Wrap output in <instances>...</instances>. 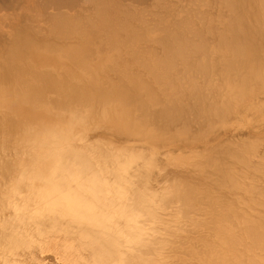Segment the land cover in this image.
<instances>
[{"label":"bare ground","instance_id":"1","mask_svg":"<svg viewBox=\"0 0 264 264\" xmlns=\"http://www.w3.org/2000/svg\"><path fill=\"white\" fill-rule=\"evenodd\" d=\"M89 1L93 2L95 10H94V14L87 17V20L85 22L87 24L83 25V29H81L82 24L79 23V22H81V18L73 20L72 18L65 16L66 14L62 15V16L59 15L57 18H54L55 20L57 19V21H56L57 23H55V28L56 29L58 28L60 33H62V32L68 33V35L69 34L72 35L73 33L74 34L76 33L75 35H78L83 40L82 45H79L77 47H72L70 50L66 51L67 56H68L67 58L69 59V61H68L69 63H67V65H70L71 68L74 66L79 67V68H84L85 75L89 76L90 75V72H89L90 66L92 64V62H91L92 58L89 57V51L92 48L89 46V44L95 39L94 37L96 35H98L99 33L101 34V36L102 35H104L105 37L107 36L106 37L107 39L110 38L109 40H111V42H109V44L113 42V46H117V47L120 46L121 48H119V50H122V51H120V53L122 54L123 51L127 52L126 54L129 55L128 60H129V58L130 59L132 58L133 62H129V64H128V62L127 63L124 62L125 64L124 63L123 64L125 65V67L122 66L123 65L122 63H121L122 65H120L121 61L117 62L116 65L113 63L116 68L115 67L113 68L114 65H111L113 68L112 70H114V72H117L114 74H117L116 76L118 77V78L114 77L113 80L112 79L109 80L110 76L106 80L102 79L103 75L101 73H100L101 78H93L92 77V78L87 79V77L84 76V77L79 79L76 76L77 73L75 71H72V70L68 71L65 75L63 73L62 75H64V77L60 80H57L55 74L53 75V73H45L44 72L42 79H41V84H34V81L29 84V81L23 80L21 77L20 86H19L18 90L16 89L14 91L16 93H11V89L9 88V89H6L5 91L1 92V97L6 100V103H8V106H7L8 108H10V109L14 108V109L18 110L17 114L19 113L20 116L26 117L28 119V121H34L35 120V123H36V126L34 128H31V127L29 128L30 132H29V130H27L28 135L31 138H34V140H36L38 142V143H36V145H35L36 148L34 149V152L32 154V155H34V157H33L34 168L32 167L31 170H34V172L31 171V175H29V176L33 179H37L35 181V183L39 184L40 186L37 187L35 192H37L40 195V199L43 201V203L49 204L50 207L47 210L46 209L43 210V211L46 210L45 213L43 212L44 214L43 213L40 214L39 212L42 210V208L39 209V212L34 213L36 215L35 218L37 216L41 215V216H39L40 218L37 217L40 219L39 221H41V219H43L42 215H44V217H46V218H48V217L51 218L50 219L51 221H52V219H54V220L58 219L57 220L58 223L56 225H58V224L62 225V223H63V225H66L64 223V221H65V219H67L66 222H69V223L71 222L70 226L77 224V222H79L80 224L78 223V225L81 226V224H82V229L84 227L83 225H85V227H87L88 225L89 226L91 225L92 226L91 229L93 232H95V234L94 235L86 234V235H84L83 240H80V238H79V241H81V242L78 241V243H77V241H76L77 244L70 245V247H69V252L72 253L77 258H79L80 260H82L83 263H85V264H136L133 257H132L133 255H128V256L125 255L124 256V254H120L117 252V248H119L121 245H123L124 242L120 241L122 244L119 242H116V238L114 237L115 233L111 232L113 230L106 225L102 226V224H104V223L107 224L108 222H112L113 224H115V222L121 220V223L118 222V224H121L120 226H122V222H123V225L126 227H129V226L131 227L132 225H135L136 218L138 217L137 216L138 213L140 212V210L144 211V210L148 209V206H150V204L153 202V195L151 193H148L147 191L143 190L141 187H139V185L141 184V183L139 184L140 181L137 182L138 185L136 184V182L131 183L130 184L131 189L129 192H127V191L119 192L110 183L111 180L109 179V177H111L112 175H110V176L103 175V172L100 171L102 169L99 168V171H98L97 168H95V164L93 163V160H91L87 155H85L84 152L78 150L72 144V141L70 142L71 135L69 136L70 138L66 137V135H62V132L74 134L76 129H78V128L84 129V125L86 123V117L83 116L84 112L76 109V105L74 103H77L79 101H84L88 104H94V105L90 106L92 109V110L90 109L91 111H93L94 108L97 107V105H96L97 103H100V102L105 103L106 109L107 108L109 109L107 111L105 110L106 111L105 113L107 114L110 122L114 123L120 130L123 129L124 132L122 134L127 133L128 135H126V136L129 138L132 137L131 135H138V136H145L144 138H146V139L152 138L151 141L152 140H162V137H164L165 133L170 134L169 130L171 132V128L173 126L174 127L176 126L175 128L173 127V129H176L178 131L180 130L179 132L182 134L181 135L182 139H183L182 136H185V139H187V138L191 139L190 138L191 135L192 136L197 135L196 132L199 131V128H200V131L198 133H202V135L204 134L206 136L207 133H209L210 128H211V127H209V125L211 126L213 124V126H214V124H215V127H216V124L218 122L221 123L220 121H222V123H223L224 120L226 122V118L227 117H228L227 119L230 118L229 116H231L230 115L231 112L232 113L233 112L234 113H241L238 111L243 105L247 104V100L250 98L249 95H252L251 99H253V98L258 99L260 97L259 93L261 92V90L255 94L256 90L254 88H255V85L258 86L256 83L259 82V84H260V82L261 83L264 82V0H222L223 5H222V1H220V7L219 8L216 7V8L221 9V10H218L217 12L219 14H220L219 11H221V14H222V12H224V10H222L224 8H222L221 5L226 8L225 13L223 15L220 14L221 17H220V15H218V13H216L217 17H216V14L214 16L220 22L216 21L214 19V17H210V18L207 17V19H206L207 20L206 22H208L207 24H209L212 21L211 28L213 27L214 22H215V24L219 22L217 24L218 25L217 30H216V28L214 29L215 25L212 28V30H211V28L209 29V30H211V33H213V34L216 33L214 36L218 35L217 36L218 39L216 38L215 40H213L214 36L212 37V34L209 31L207 33L211 34V36L208 37V42L205 40V37H204V36H206V39H207L208 34L205 33L206 34L205 35L201 31V28L203 27L202 30H204V27H206L205 31H207L206 29H208L209 27L205 26L206 24L205 25L203 24L204 26L197 24L200 22V18H202L201 19L202 21L200 23H202L203 20H205V19H203V15L207 12L208 9L206 11L204 10L205 11V13H204L202 10H200V5H198L199 6L198 7V6H196L197 4L196 5L193 4L196 7H198L199 10L202 11V13H204V14H202L201 12L198 11V13H200V16H199L198 13L195 10H193L194 7L192 8L190 6L196 14L194 12H192L191 10L190 11L192 13H194L196 15V17L193 16L194 14L192 15L193 17L191 15L188 16L189 15L188 12H190V11L187 12L188 15H186V16L181 15L183 18L177 16L181 20L182 19L186 20V18L189 17L188 19H190V20H188V19L187 20L190 21V23L192 22V24L194 25L195 24V23H193V21H194L197 24V25L195 24L196 26H199V27L201 26L200 29L193 30L194 27H196V26L190 28L191 26H193L191 24V26L188 27V28H190L188 32L185 31L186 29L184 28V27H186L184 24L186 21H181L180 19H178L180 21H177V19H176L175 20L176 25H174V23L172 24L171 22L170 23H168V22L170 20L174 19L176 16L175 17L173 16V18L171 16L172 19L171 18L168 19L169 18V16H168L167 21H166V18L164 19L165 20L164 21L163 17L165 16V14H164V16H160V15L158 16L159 13L157 12L158 14L157 13H155V14H157L158 18L159 17L161 18L159 20H163L166 23V25H164L165 23L163 21H158V22H160L161 26L164 25L162 28L160 27V24L158 26L157 22L152 24L153 26L157 25V27H155L156 31L160 30V28H161V30L163 29L162 34L160 32V35L159 34L157 35L158 41L156 40V37H155V44L157 41L158 44H156V45H159L160 50L161 49L162 50L160 51L159 48L158 49L154 48V45L151 47V44L152 43L154 44V42L151 43V41H149L151 43V44L149 43L151 48L149 46H147V47L149 49H152V53H151V50L146 49L147 47L145 48V46L148 44L147 40L149 38H151V40L153 41V39H154L151 36H148V38H147V35H148L147 31L148 30L147 31H145V30L147 28H149L148 22H146V23H148L147 28L146 27H145L146 29L144 28V24H146V23L143 21V19H145L147 17V15L145 18H142L143 15H145V14H143L142 17H141V15L139 17L138 12L137 13L134 12L135 9L134 10L130 9L132 7V5L130 8L129 7L125 8L123 3H121L122 2L121 0H120L121 2L118 4L115 1H114L115 2L114 3L112 0H89ZM89 1L87 0V2H89ZM195 1H197V0H195ZM203 1H205V0H203ZM214 1H216V0H214ZM159 2H161V1H159ZM188 2L190 4V1H188ZM207 2L209 3L208 0L206 1V3ZM211 2H213V1L210 0V6L209 7H211ZM167 3L168 2H166V7H164V5H163L164 9L165 8L168 9V7H171L170 5H172V4H167ZM169 3H171V2L169 1ZM173 3H176V2H173ZM195 3H197V2H195ZM200 3H201V0H200ZM203 3H201V4L203 5ZM206 3H205V5H207ZM216 3L218 4V2H216ZM90 4H92V3L90 2ZM93 4L91 6H93ZM158 4L160 5V3H158ZM162 4L163 3H161V5H160L161 7H162ZM186 4H188V3H186ZM190 5H192V4H190ZM161 7L159 9L160 11L162 10ZM214 7L212 9H214ZM198 8L197 9L194 8V9L198 10ZM205 8H206V6H204L203 9H205ZM216 8H215V11H216ZM180 9H181V7H180ZM182 9L184 10V7ZM168 10L165 9L166 13L169 12ZM174 10H177V9L174 8ZM183 10H182V13H184ZM180 11L181 10H179L178 12H180ZM92 12H89V13H92ZM141 12L142 11L139 10V14H141ZM162 12H163V10H162ZM64 13L62 12V14H64ZM209 13H210V11H209ZM209 13H208V15H209ZM179 14H177V15H179ZM55 15H57V14L55 13ZM166 15H168V14H166ZM206 15L207 14H205V16ZM68 16H69V14H68ZM75 16H77V15H75ZM137 16L140 18L139 21H141V20L143 21L142 22V23H144L143 26H140V27L136 26V24H135L136 20L139 19V18L137 19ZM209 16H213L212 13H210ZM149 17H150V14H149ZM149 17H147V18L149 19ZM155 17L156 16L154 15V18ZM184 17H185V19H184ZM191 17H192L193 21L191 20ZM197 17H199L198 18L199 22L197 21L198 20ZM218 17H220V19H218ZM147 18H146V20H147ZM150 18L152 19V17H150ZM82 19L84 20V18H82ZM151 19L149 20V22L151 21ZM209 19L210 20L213 19V20L210 21ZM77 20L78 21L80 20V21L77 22ZM139 21H137V25H139V24L141 25V23ZM162 22H163V24H162ZM176 22H179V23H176ZM188 26H189V24H188ZM151 27H150L149 32L154 31V28H151ZM151 29L153 31H151ZM144 31H145V33H144ZM56 32H57V30H56ZM149 34H151V33H149ZM203 34H204V36H203ZM18 36H20V35H18ZM145 36H146V40H145ZM210 37L213 38L212 40L214 42H216V40H217V42H219V44H220V49H219V47L217 48L218 44H216L217 45L216 46L214 43L213 44L216 47H213V48H217V49H219V51L220 50L223 51V53H221L220 55L217 54V56L218 55L219 56L216 58H218V59L223 58V59H221V61L219 60L220 63H222V64H220V67H222V65H223V67L225 68V69H222V72L225 73L224 78L227 77L230 81L229 84L231 85L230 90H228L231 94V97L228 98L229 97L228 95H230L228 92H227L228 94L227 93L222 94V96L227 95V98H226L227 100H225V101L223 100L224 102L222 104H221L222 101L219 98L221 96L220 94L222 92H216V90H218V88L214 87V88H212L213 92L212 91L210 92L212 94H215L214 92H216V96L210 94L208 97L209 92H207L208 94L205 93L208 86L210 85L209 83H210L211 78H209V77L212 76V78H214L213 80H215V79L219 78V76L221 75L220 74L221 68L218 66H215V64H217V63H214V61H217V59H215L214 61L212 60V61L214 63V66L216 68L218 67L220 69V70L217 69L220 71L219 72L220 75L215 73V71H217L216 68L214 69L215 71L212 70V72H214L217 75V77H213L215 74L212 75V73L210 72V68L212 67L211 69H213V64L211 63V57L212 56L210 55L211 51L209 52V49H210L209 46L211 43ZM209 38H210V40H209ZM30 40H31V38H30ZM141 40H144L146 44L143 43L144 41H142V43H143L142 44ZM23 41H25V40H23ZM209 41H210V43H209ZM36 42H38V41H36ZM75 42H73V43H75ZM114 42H116V45ZM38 43H40V41ZM140 43L143 45V49L145 48L144 50H142V48L140 47ZM208 43H209V46H208ZM71 44H72V41H71ZM76 44H81V43H76ZM105 44L104 45L102 44V45L105 46ZM41 45H39V46H41ZM17 46H19V45H16V47ZM113 46H111V47H113ZM30 47L34 48V46H31L30 41L29 42H23L22 47H17L16 50H14V51H16V54L12 57H19L23 53V51H25L27 54L28 50H26V49H30ZM48 47H49V49H51L50 46H48ZM153 48L156 49V51L154 50L155 53L153 52ZM55 49H54V51H55ZM104 49H105V47H104ZM104 49H101V51L104 52ZM109 49H111V48H109ZM106 50H108V48ZM145 50L150 51V52H147ZM157 50H159V51L157 52ZM29 52H30V50H29ZM29 52H28V55H29ZM110 52H111V50H110ZM115 53H114V55L117 56V53L116 54ZM211 54H213V53L211 52ZM200 55L205 57L204 61H202V59L200 58V59H197V60H199L198 63H197V61L195 63L196 58L200 57ZM63 56H65V55H63ZM123 56H125V55L122 54V57ZM208 56L210 57V59L208 58ZM22 57H24V56H22ZM122 57L120 56V58H122ZM8 59H9V57H8ZM103 59H101V62L103 61ZM116 59H117V57L115 58V60ZM122 59H120V60H122ZM14 60H16V59H14ZM124 60H125V58H124ZM125 61H127V59ZM129 61H131V60H129ZM219 61H217V62H219ZM134 62L137 65V67H136V65L133 66L134 67V70H133V68L131 69L130 65H134ZM126 64H128L129 66H127ZM195 64H197V65H195ZM15 65H17V64H15ZM15 65H13V67ZM109 65L110 64H107L108 70L107 71L104 70V72L107 73V76L110 73L108 71L111 70V69H109V68H111ZM97 66L98 65H96L95 67H97ZM194 66H195V68H197L196 66H198L197 69H199V70H194L195 69ZM135 67H136V69L139 67L140 70H141V68L144 70H142L143 72L141 73L140 70L135 71L136 70ZM180 67H183V68H180ZM15 68H16V66H15ZM122 68H124V69H122ZM192 68H194V69L192 70ZM25 69H27V68H25ZM181 69H185V70L183 71ZM23 70H24V68H23ZM130 70H132L134 72H132ZM188 70L190 72L192 71L193 74L196 72H198V73L200 72V74H198V73H196V74H198V76L200 75L199 76L200 81L201 82L203 81L206 87L203 84L199 85L201 82L196 83V79L199 80V78L197 77L196 74H194L196 77L195 76L193 77V74L191 73L192 74L191 77H193V79H192L188 75V72H189ZM9 71H10V69L5 71V72H7V74H9L10 73ZM136 72H139V73L137 74ZM105 73H104V76H105ZM111 73H113V72L111 71ZM201 73H202V75H204L205 79L201 78V77H203V76H201ZM209 73L211 74V76ZM142 74L143 75L146 74L147 78L142 77L143 76ZM223 74H222V76H223ZM146 75H144V76H146ZM4 76H8V75H6V73H5ZM113 76H112V78H113ZM188 76L190 78H188ZM6 78H7L8 82L10 81L9 84H11V81L13 80L11 78V76H8ZM8 78H11L12 80H8ZM221 78H219V79H221ZM201 79H203V80H201ZM206 79H207V81H206ZM219 79H218V82H219ZM218 82H216V84ZM221 82L218 84H221ZM222 84H223V82H222ZM229 84L227 86H229ZM262 84L264 85V83H262ZM212 85H213V82H212ZM201 86L202 87L204 86L206 89L203 88L204 89L203 90ZM215 86H217V85H215ZM253 86H254V88H253ZM50 87H53L54 89H56V91L59 94L57 99H55V100L52 99L53 103L60 104L59 107L53 106V107L48 108L47 106L44 105L46 89L50 88ZM231 87H232V89H231ZM225 88H226V86H224L223 90H225ZM213 89H216V90L214 91ZM210 90H211V88H210ZM248 91H253L251 94L249 93V95H248L249 97L247 96ZM217 93H218V95H217ZM233 93L235 94L234 96H232ZM236 95H237V97H239L237 99L239 102H237V104L235 105L234 99L232 97H235ZM217 96H218V98H217ZM146 98L150 99L152 105L150 103H149L150 105L148 104ZM163 98L166 100V102H165V100H163ZM214 98H216V99H214ZM211 99L213 101H211ZM111 103H115V104H111ZM132 104L137 105V110L140 111V113H141V114H139V117L137 115H135V113L132 112V110H131ZM157 104L158 105L160 104L159 108L155 107V105H157ZM28 105L31 108H25ZM257 105H260V102H258ZM90 110H89V114H90ZM225 114H228V115L226 116ZM223 115H224V117H222ZM213 116L214 117L218 116L217 120L218 119H221V120H218V122H215L216 120L213 119L214 118ZM220 117H222V118H220ZM18 118H19V116H18ZM212 119L214 122H211ZM215 119H216V117H215ZM19 122H21L20 119H19ZM205 124L206 125L208 124L207 125V127H209L208 131H206L207 129L205 128L206 127ZM179 125L181 126V128L178 127ZM196 125H198L199 127H198V130L195 132V131H193V129ZM203 125H204V127H203ZM201 127H203V128L201 129ZM203 129L206 132H204ZM176 130L174 132L177 133ZM201 130H203V131H201ZM213 130L214 129H212V131ZM193 132L195 134H193ZM168 134H167V136H169ZM177 134L180 136L179 133H177ZM178 135H177V137H178ZM202 135H200V138ZM173 137H176V136L174 135ZM132 138H135V137L133 136ZM202 138H203V136H202ZM16 139H19V138H16ZM135 139H137V138H135ZM172 139H175V138H172ZM198 139H199V137H198ZM193 140H196V139H193ZM185 141H188V140H185ZM231 143L229 145H231ZM15 144L16 143H14V145ZM232 144H234V143H232ZM22 145H25V144L22 143ZM244 145H243V148L247 144L245 146ZM221 146L218 147V148H220L219 150L214 149L215 147L211 148L212 150L213 149L214 150L213 151L210 150V152L211 151L214 152L216 150L215 151L216 153L214 152L215 155L213 157H211V155H213L214 153H210L211 155L208 154L210 156L209 158H211L210 161L213 160L211 163L212 164L214 163V164L212 165L210 163L212 165L213 169L211 167H209L210 166V164L208 163V162H210V161H208L209 159L208 160L205 159L208 161V162L207 161L206 162L209 164V166H208V164H207V166H205L206 164H204V166H202V167H209L210 169H212L213 172L207 171L208 169L206 168L207 169L206 172L207 173L210 172V173H208V174L205 173L204 174L205 176L203 175L204 177L201 178V180H203L202 182L209 180L208 178H206V175H208V177H209V175L212 173V175H210V176H213V178H216V176L214 177V175L217 174L218 180L213 179L212 177H209V178H211V181L210 180L209 181L213 182L212 179L214 181L216 180L215 181L216 184L218 183L219 186L223 187V188L217 187V189H223L224 190V187L230 183H232V185L235 187L237 184L239 185V183H238L239 181L242 182L241 183V186H242V184H244V182L242 181L241 176H243V175H240V177H241L240 178L239 176L234 175L233 172H238L237 170L240 168L239 166H243V168H244L245 165L247 167L250 166V168L252 169L251 166H253V163L255 162V160L253 159V156H251L252 157L251 159H253L254 161H251V159L249 158L250 156L247 157V155H246V154H249L250 152H247L245 154L246 156H244V153H245L244 150L242 151L241 149H239V150H241V153H240V151L238 150V147H236V149H234L235 146L231 145L232 146V149H231L228 147L227 144H226V146L229 149H227L226 147H222V148L224 150L227 149V151H229L231 149L232 152H233V150H235L234 151L235 156H234V153H231V154L229 153V152H231V150L229 152L222 150V152L218 153V151H220L222 149ZM206 147H208V146H206ZM25 148L28 150L27 147H25ZM209 148H208V151H209ZM245 148H244L245 151H247L248 148L247 147H245ZM31 149H29V150H31ZM249 150L250 149H248V151ZM205 151H207V149ZM242 152H244V153L242 154ZM227 153H228L229 157H230V155L232 156V158L230 157L231 159L236 158L235 159L236 160L235 165L233 164L234 162L231 163V161H233L231 159H230L231 161L228 159L229 163L227 162V159H226L228 157V155H226ZM251 153H253V152H251ZM216 154L220 155V156L215 157ZM224 155H226L227 157H225ZM221 156H223L225 160L222 161ZM17 159H19L21 161L22 156L17 157ZM205 160L203 163H206ZM262 160L263 159H261V161ZM224 161H226V163L228 165ZM238 161L240 163H243V165L240 163L237 164ZM261 161H259L260 163H258L256 160V162H257L256 164L257 165L259 164L257 166L258 170H259V167L263 168V166H264L263 165L264 160L262 161L263 164L261 163ZM14 163H15V161H14ZM15 164H12V165H14V167H17V166H15ZM256 164L254 163L253 167H255ZM16 165L19 166L20 162L17 163ZM237 165H239V166L237 167ZM229 166L231 168L236 167V169L237 168L238 169L236 171L234 170L233 172H230L231 168H229ZM175 167H176V165H175ZM20 168L22 169V167H20ZM214 168H215V170H214ZM262 168L257 172H261ZM175 170H176V168H175ZM247 170L248 169H246V172H248ZM252 170H253V171H251L252 173L251 172L250 173L252 175H254L256 172L253 174L254 168ZM29 171H28V174H29ZM165 171L167 172V169ZM216 171L218 173L213 175V173H215ZM17 172H19V171H17ZM171 172H170V174L168 172L166 175H168V174L171 175L172 174ZM175 172H177V171H175ZM175 172H173V173H175ZM262 172L263 173H261L260 175H262V174L264 175V170ZM238 173H240V172H238ZM19 174H20V172L17 175H19ZM177 174H178V172H177ZM115 175H117V177L119 176V178H121L120 174L116 173ZM180 175H181V173H180ZM180 175L177 176L175 173V176H177V177H179ZM247 175H245V179H246ZM175 176H173V177L170 176L173 178V179H171L173 181H170V182H175V178H174ZM185 176L183 177V179L186 178ZM187 176H189V175H187ZM193 176H195V175H193ZM249 176L251 177V175H249ZM190 177L191 176L186 178V180L188 182L186 180H184L185 182L182 181L181 184H179V185H177L176 182H175L176 185H174V183L170 184V186H172L174 188L172 193H171L172 196L174 197L175 200L177 199L176 202L180 203V201H181L180 206H178L176 208H180L182 205L183 210H182V208H181V210H182V213L184 215L186 214L185 216H187V214H189V213L191 215V213L193 212L192 210L198 208L201 205L200 204L201 200L203 201L204 198L207 199V201H209V199L207 197H204V196H207V193L210 195L209 192L206 193L203 190H201L204 186H202V188L198 189L199 186L197 184H196L197 185L196 186V185H194V183L193 184L190 183V182H192L191 180H188V178H190ZM235 177L238 179L240 178L241 180L237 181V179ZM250 177H249V179H250ZM257 177H258V179L256 178L257 181L262 182V184H263L264 176L262 178V176H259V173H258ZM165 178H167V177H165ZM192 178H194V177H192ZM204 178H206V180ZM259 178H260V180H259ZM176 179H178V178H176ZM195 179H199V178L195 177ZM169 180H170V178H169ZM255 180H253L252 185L251 184L248 185V182L246 181L247 184H245V185H248L249 187L246 186L247 189L244 190L245 186L244 187L242 186L243 191L242 192L239 191V193H241V194H239L237 191V189H240V187L239 188H238V186H237V188L235 187L236 192L239 194V198H238L239 201L242 197L244 198V196H240V195H244L243 192L248 190L249 193H251L250 195L251 196L253 195L252 196L253 198L255 195V198H257V200H260L259 201L260 203L264 202V199H262V198H264L263 197L264 191H263V193L261 192L264 189L259 190L257 188L258 185L256 183L255 187L257 189L254 190L255 187H253V185H255L254 184L256 182ZM26 181H27L26 179L25 180L23 179L22 182H26ZM209 181H208V183H210ZM12 182H13V180H12ZM28 182H29V180H28ZM28 182H26L27 185H28ZM21 183H18V186L21 185ZM200 184L202 185V183H200ZM205 184H207V182ZM262 184L259 186L260 188H261ZM29 185L26 186L24 183V186H26V188L21 186V189H23V190L18 191V192L24 193L26 189L27 190L29 189L28 188ZM203 185H204V183H203ZM211 185L212 186L214 185V187H212V186L211 187L215 189V187H216L215 183L214 184L211 183ZM232 185H230V187L233 188ZM140 186H142V184ZM263 186H264V184H263ZM206 187L207 186H205V190H206ZM230 187L227 186L225 188H228L227 191H229V189H230L229 192H232L233 190H235L233 188V190L231 191L232 188H230ZM13 188H15V187H13ZM248 188H252V189L249 190ZM217 189H215V190H217ZM15 190L17 191V189H15ZM251 190H252V192H250ZM253 190L256 192L258 191V192L262 193L263 196L260 193L259 194L261 196L257 195L258 193L255 194V192ZM227 191H222V194H224V192H225V196H229ZM248 191L246 194L247 196L249 194ZM13 192H14V190L12 191V193ZM236 192H232L233 194H231V193L230 194L232 196H234L236 194ZM12 193H11V196L14 195V194L12 195ZM218 193H221V192H218ZM210 196H212V195H210ZM210 196H208V197H210ZM251 196H250L251 203L249 202V200L248 201L246 200L249 196L247 198L245 197L244 202L246 201L245 204H247V205L250 203L249 204V205H251L250 208H253V207H256V206L252 207V205L257 200L255 199V201L253 200L254 201L253 202ZM27 197H29V196H27ZM7 199L8 198H6V200ZM11 199H13V197H11ZM25 199H26V197L24 198V200ZM35 199L31 198V200L28 201L30 203V205L29 204L28 205L31 206V204H33V203H31V201H33ZM222 199H220V200L222 201ZM224 199H226V198H224ZM230 199H232V198H230ZM22 200L21 201L19 200V202H17V203L18 204L20 202L22 203L23 202ZM226 200H225V202H226ZM154 201H156V200H154ZM210 201H212V199ZM218 201H216V202L219 205V203L221 201H219V202ZM28 202H26V203H28ZM213 202H211V203H213ZM235 202H237V200ZM240 202H243V201L241 200ZM259 202H256L255 204L257 205ZM6 203H7V201H6ZM9 203H11V202H9ZM23 203H25V202H23ZM26 203L24 205L21 204V206L19 204L18 209H20V211L22 208H23L22 210H25L26 208H24V207H26V205H27ZM211 203L209 202L208 205H210ZM224 203L222 202L223 206H225L224 207L225 209L221 207V205H222L221 203H220V207L222 208V211L223 210L227 211V208H226L227 205L226 204L224 205ZM164 204L167 205V202H165ZM206 204H207V202H206ZM215 204L216 203L214 202V205ZM28 205H27V207H28ZM208 205H206V207ZM214 205H213V207H214ZM249 205H248V207H249ZM261 205L262 204H260L259 208H261L264 204L262 206ZM203 206H205V204ZM20 207H22V208H20ZM31 207H29L28 209L32 210L33 208H31ZM161 207H162V205H161ZM208 207H210V206H208ZM216 207H214L215 210H214V208L211 209L212 206H211V208H208V209L211 210V212H214V211L217 212L219 210H217ZM166 208H169V205ZM202 208H204V207H201L199 210H202ZM217 208H219V207H217ZM221 208H219L220 214L217 212V214L221 217V218L219 217V219H220L219 222L221 223V226H220V232L221 233H220L219 237H220V242L222 243V247H223V249H225V251L223 254L217 253L216 255H214L212 260H211L212 262L210 264H264V212H263V210H261V212H263V213L262 214L258 213L259 214V215H257L258 217L255 218L256 212H260L259 211L260 209L258 210V206H257V208H254L255 214L253 216L256 220L254 218H253L254 220L253 219L251 220L250 218L249 219L248 218L239 219V217L242 215V213L244 211L239 212V213H241L240 215H238L239 217L235 216L234 213L231 214L232 212L222 215L224 213V211H223V213H221ZM263 208H264V206H263ZM57 210L60 211V216L65 217V219L63 218L60 220V217H57V214H55L57 212ZM197 210L194 211L193 213L195 214V212H197ZM199 210H198V212H199ZM203 210H205V212ZM203 210L202 211L204 212V215H206L207 210L206 209H203ZM212 210H214V211H212ZM244 210H246L245 207H244ZM247 210H248V208H247ZM237 211H238V209H237ZM22 212H23L22 213L23 215L28 214L29 216H32V217L34 215V214L33 215L29 214L30 212L33 213V211H30V212L28 211V213H26L24 211H22ZM15 213L18 214V212H15ZM38 213H39V215H37ZM46 213L51 214L50 215L51 217L47 216ZM207 213L210 214V211H207ZM250 213H248V215ZM197 214L198 213H196V215ZM217 214L215 213L214 215L216 216ZM184 215H183V217H184ZM260 215H262V216H260ZM19 216L22 218L21 214ZM200 216H201V214H200ZM20 217H18V218H20ZM32 217L26 216L25 218H26V220H29V219H32ZM183 217H182V219H183ZM188 217H190V216L188 215ZM27 218H29V219H27ZM35 218L32 219L34 224L36 222H38V224H39L38 219L36 218V221H35L34 220ZM184 218H186V217H184ZM191 218H192V216H191ZM212 218L211 219L214 223H210L211 219L209 218V216L207 217V220H205V222L204 221H200V222H204V224H205L206 221L209 222V220H210V222H209L210 224H213V225L217 224L218 222H216V219L218 221V218L216 217L215 220H214V216ZM13 219H14V217H13ZM15 220H16V216H15ZM26 220L23 218L22 221H26ZM59 220L62 222H60ZM20 221H21V219L17 222H19L18 224L21 225ZM44 221L45 220L43 219L42 222L44 223ZM46 221H47V219H46ZM46 221H45V224H46ZM51 221H50V223H47L48 226H49V224L52 225ZM73 221L76 223H74ZM23 223L27 224V222H23ZM85 223H88V225ZM197 223H199V222H197ZM192 224H195V223H192ZM196 224L194 225V228H197ZM204 224L202 223V226H205ZM40 225H41V222H40ZM78 225H76V228ZM142 225H144V224H142ZM213 225L212 226L207 225V227L211 226L210 227L211 230L213 229V231H214L215 228H212V227H214ZM24 226L22 225V229ZM34 226L36 227L38 225L36 224ZM41 226H43V225H41ZM48 226H46V227L48 228ZM58 226H57V228H58ZM70 226L67 225L66 229ZM198 226L201 227V224ZM17 227L18 226H16L15 229ZM27 227H28V224L25 226L24 231H26V230L28 231V229H26ZM35 227H33V228L35 229ZM46 227H43V228L45 229ZM85 227H84V229H85ZM93 227H102L103 230L99 231L96 228V231H94ZM200 227H198V230L200 231V233H203L205 231V229H204V231L201 232V230L199 229ZM207 227H206V229H207ZM30 228H31V226H30ZM57 228H56V230H57ZM70 228L71 229L69 230V232L74 231L73 230L74 227L73 228L70 227ZM181 228H182V226H181ZM15 229H13V230H15ZM17 229L15 230L16 232L13 231V233L9 234V235L14 236V232L17 234V231H18ZM19 229H21V227ZM34 229H32V232ZM37 229H38V227H37ZM40 229H42V228H40ZM62 230L64 231V229H62ZM76 230H78V228L75 229V232H76ZM180 230H182V229H180ZM198 230H194V231L198 232ZM78 231H81V230H78ZM36 232L38 234L41 231L38 232V230H37ZM36 232H34V233H36ZM190 232H191V230H190ZM6 233H8V232H6ZM9 233H10V230H9ZM25 233L26 232L21 233V234H23L25 237ZM30 234H31V232H30ZM213 234L214 233L212 232V234H210V236L212 235L211 237H214ZM23 235L20 236L21 239L23 238L22 237ZM70 235L71 234H69L68 236L71 239L72 236L70 237ZM205 235L206 234H204L203 236H205ZM16 236H18L17 237V239H18L19 233ZM16 236H14V238L11 237V239H13V242L10 239L12 244L15 242L14 239ZM28 236H29V233H28ZM28 236L25 237V240H27L26 242H29V239H27V238H30V237L32 238L33 236L35 238V235H33V234L30 237H28ZM76 236H78V235H75V237ZM122 236H124V235H122ZM38 237H39V235H38ZM65 237H67V236H65ZM75 237L72 238V240L75 239ZM67 239H68V237L66 238V240ZM158 239H159V237H158ZM23 240H24V238H23ZM36 240L37 239H35L33 241H35V243H37ZM30 241L32 242L31 239H30ZM117 241H119L118 238H117ZM179 241H181V240H179ZM11 242H9V245H11L9 248H12V250H15V249H13L14 246L12 244H10ZM132 242H134V246H136L135 249H137L138 247H143L140 251L144 252V253L147 252V250H145V249H147L148 246L144 245L145 244L144 240L141 237L134 239ZM170 242L176 243V242H173V240ZM23 243H25V242H23ZM181 243H182V241H181ZM20 244H21V247H20L19 243L16 244L17 247H20V248H17L16 250L22 249L21 251H24L25 246H24V248H22V243H20ZM27 244H26L27 248L29 246H32V244L31 245H27ZM33 244H34V242H33ZM36 245H38V244H36ZM180 245H182V244H180ZM195 246L196 245H194V247ZM200 246H201V244H200ZM34 247H36V248L38 247L37 249H39L41 247V245H40V247L39 246H34ZM43 247H44V245H43ZM27 248H25V250ZM174 248L176 249V247H174ZM186 248H188V247H186ZM198 248H199V246H198ZM198 248H196V249H198ZM34 249L35 248H31V251H33ZM67 249H68V247H67ZM175 249H174V253H177L176 251H178L179 247L176 250ZM200 249H202V248H200ZM180 251L181 250H179V252ZM184 251H185V248H184ZM208 251H209V249H208ZM28 252H30V251H28ZM35 252H36V250H35ZM149 252L150 251H148L147 255L149 254ZM169 252H171V250ZM189 252H192V251L190 250ZM33 253H34V251H33ZM201 253H202V251L200 250V254ZM185 254L187 255V253H185ZM188 254L190 255V253H188ZM191 254H193V253H191ZM192 256L194 257V254ZM189 258H191V256ZM144 261H148V262H144L143 264H153L154 263V261H152V260L150 261V260L144 259Z\"/></svg>","mask_w":264,"mask_h":264},{"label":"rangeland","instance_id":"2","mask_svg":"<svg viewBox=\"0 0 264 264\" xmlns=\"http://www.w3.org/2000/svg\"><path fill=\"white\" fill-rule=\"evenodd\" d=\"M112 1L113 2L115 1L117 4L122 1L121 3H123L125 8L126 7L130 8L131 5H132V7L130 9H133V10L135 9L134 12H136V13L138 12V16L139 17H140V15L142 17L143 14H145V15H143L142 18H145L146 15H147V17H149V14H150V17H152V19L150 17H149V19L146 17L147 20H146V18L143 19V21L145 23L146 22L149 23V25H148L149 28H147V24L148 23L144 24V23H142L143 22L142 20L139 21L140 18L138 16H137V19L138 18L139 19L136 20L135 24H136L137 27L143 26V24H144V28L145 27L147 28V29L145 28L146 29L145 31L148 30L147 31L148 32L147 38H148V36H151L152 38H154L153 41L151 40V38H149L147 40L148 44L150 43L149 41H151V43L154 42V44L150 43L151 47L154 45V48H157V49L159 48V45H156V44H158L157 43V41H158L157 35L158 34L160 35V32L162 34V30L163 29L161 30V28L164 25H166V23L164 22L165 21L164 19L166 18V21H167V17L168 16H169L168 19H170L171 16H172V18H173V16L174 17L176 16L174 19L171 18L173 21L172 20H170V21L168 20L169 21L168 23L171 22L172 24L174 23V25H176L175 24V20L177 19V21H180L181 19L178 18V17H182L181 15L186 16L189 13L188 16H190V15L192 16L195 13L193 10H195L197 13H198V11L201 12V13L203 11L205 13V11L208 9L207 12L205 13V14H207L206 16H205L204 13H202V14H204L203 15V19H205V20H203L202 23H200L202 21L201 20L202 18H200V22H199V19H198L199 17H197V19H198L197 21L199 22L197 24L198 25L200 24L202 26H204L206 24L205 26L209 27L208 29H206L207 31H205L206 27H204V30H202L203 27L201 28V26L200 27L196 26L197 25L196 22H194L193 19H192L193 16L196 17V15H195L196 13L191 17V20L196 25L195 24L193 25L192 22L190 23V21H188V20H190V19H188L189 17H187L186 20H183V19L181 20V21H186L184 24H185V26L187 28L183 26L186 29V30L184 29L185 31L188 32L190 28L196 26L197 28L194 27L193 30L201 28V31L204 34L209 32V31L211 33V30L214 27V25H215L214 29L216 28V30H217V27H218L217 24L220 22L219 20L216 19V17H217L216 13H218L217 11L221 10V9H217L216 7H218V8L220 7V1H222V0H218V1L217 0L216 1L211 0V1H213V2H211V7H209L210 6V0H208L209 3L208 2L206 3L207 0H205V1L201 0V3L204 2L203 5L200 3V0H197V1H195V0H173V1L172 0H153V1L152 0H121V1L120 0H118V1L117 0H112ZM159 1H161V2H159ZM169 1L171 3H169ZM188 1H190V4H192V5H190ZM90 2L93 4L92 1L87 2V0H0V130H1L0 131V264H74V263L75 264H78V263L82 264L83 263L82 260H80L79 258H77L76 256H74L72 253L69 252V247H70V245L77 244L78 241H79V238H80V240H83L84 235H86V234L94 235L95 234V232H93L92 229H91L92 226L91 225L89 226L88 223H85V224H87L89 226L88 227L86 225L88 228L85 227V225H83L85 227V229H84V227L82 229V224H81V226L78 225L79 222H77V224H74L76 222L73 221L74 223L73 222L72 223L74 225L70 226L71 222L70 223L66 222L67 219H65V217H63V216L61 217L60 216V211H58V210H57V212L55 214H57V217H60V220L64 218L65 219L64 223L66 225H63V223H62V225L58 224L59 225L58 226V225H56L58 223V221H57L58 219L57 220L52 219V221H51L50 220L51 218H49V217L46 218V217H44V215H42L43 216L42 218L45 221L47 219L48 222L46 221V224L50 223V221H51L53 226L49 224V226H50L49 227L48 224L47 225L45 224V221L43 223L42 222L43 219H41V221H39L40 220L39 216H41V215H39V213L40 214L43 213V212L45 213V211L50 207V205L46 204V203H43V201L40 199V195L37 192H35L37 187L40 186L39 184L35 183V181L37 179H33V178H31L29 176V175H31V171L34 172V170H31L32 167L34 168V165H33V163H34V160H33L34 155H32V154L34 152V149L36 148L35 145L38 142L36 140H34V138H31L28 135L27 130H29L30 127L34 128L36 126V123H35V120L34 121H28V119L26 117L20 116L19 113L17 114L18 110L14 109V108H12V109L8 108L7 107L8 103H6V100L1 97V92L5 91L6 89H9V88L11 89V93H16L14 91L16 89L18 90V88L20 86L21 77H22L23 80L29 81V84L31 82H33V81H34V84H41V79H42V76H43L44 72L45 73H53V75L55 74L57 80L62 79L64 77V75L68 71H71V70L75 71L77 73L76 76L79 79L84 77V76H86L84 68H79V67L74 66V67H72L74 69L73 70L70 67V65H67V63H69L68 62L69 59L67 58L68 56H67V52L66 51L70 50L72 47H77L79 45H82L83 44V40L78 35H75L76 33L75 34L73 33L72 35L71 34L68 35V33H63V32H62L63 34L60 33L58 28L57 29L55 28V23H57L56 22L57 19L55 20L54 18H57L59 15L62 16V15H65V14H66L65 16L70 17L73 20L81 18V22H79L80 20L79 21L77 20V22L82 24V28L81 29H83V25L87 24V23H85L86 20H87V17H89L92 14H94L95 7H94V4H93V6H91L92 4H90ZM166 2H168L167 4H172V5H170L172 8L168 7L169 5L167 6L169 10L167 8H165L166 10L169 11L167 13H166V11L164 9V7H166ZM173 2H176L177 4L173 3ZM195 2H197V3H195ZM216 2H218V4ZM158 3H160V5H161V3H163L162 7H163V5H164V7L162 8ZM186 3H188V4H186ZM205 3L207 5H205ZM193 4H195V5L197 4L196 6L200 5V10H202V11L199 10V8H198L199 6L196 7ZM222 5H223V1H222ZM222 5H221V7L224 8V9H222V10H224V12H222V14H221V11H219L221 15H223L225 13V11H226L225 10L226 8L224 6H222ZM159 6L163 10V12H162V10L161 11L159 10L160 9ZM190 6L192 8L193 7L196 8V9L198 8V10H196L194 8L192 10V8ZM204 6H206L205 9H203ZM180 7H181V9H180ZM183 7H184V10L182 9ZM213 7H214V9H212ZM174 8L177 9V10H174ZM215 8H216V11H215ZM139 10L142 11L141 14H139ZM179 10H181V11L178 12ZM182 10H183L184 13H182ZM190 10L192 12H194V13H192ZM188 11H190L191 13L188 12ZM209 11H210V13H212L213 16H209L210 15ZM62 12L63 13L65 12V13L62 14ZM89 12H92V13H89ZM55 13L57 15H55ZM155 13H157L158 16L159 15L160 16H164V14H165V16L163 17L164 21L163 20H159L161 18L160 17L158 18L157 14H155ZM208 13H209V15H208ZM68 14H69V16H68ZM166 14H168V15H166ZM177 14H179L180 16L177 15ZM215 14H216V17H214ZM220 14L218 13V15H220ZM75 15H77V16H75ZM154 15L157 18L156 17L154 18ZM198 15L200 16V13H198ZM221 15H220V17H221ZM207 17H209V18L210 17H214V19L216 21H219V22L216 23V24L214 22L213 23V27L211 28V25H212V21L211 20H213V19H211V20L209 19L211 21L210 22L211 24L209 23L210 24L209 25V24H207L208 22H206L207 21L206 20ZM220 17H218V19H220ZM82 18H84V20ZM150 19H151V21H150L151 23L149 22ZM178 19H180V20H178ZM184 19H185V17H184ZM137 21H139L141 23V25L140 24L137 25ZM158 21H163L165 24L161 26L160 22H158ZM156 22L158 23V26L160 24L161 28L160 27L159 28H160L161 31L158 30V29H157L158 31H156L155 27H157V25H155V24H154L155 26L152 25L153 23H156ZM163 22H162V24H163ZM176 23H179V22H176ZM188 24H189V26H188ZM191 24L193 26H191ZM150 27L154 28V31L151 29V31H153L154 33L153 32H149ZM188 27H190V28H188ZM210 28H211V30H209ZM56 30H57V32H56ZM145 31H144V33H145ZM149 33H151V34H149ZM99 34L94 37L95 39L93 38L94 39L93 41L90 39L92 42L89 44V46L92 49L90 48L91 50L89 51V57L92 58L91 59L92 64L90 62L89 63L91 64L92 67L90 66V71H89L90 75L86 76V77H87V79L88 78H92V77L93 78H101V75H100V73H101L103 75L102 79L106 80L110 76L109 80L110 79L113 80L114 77L118 78L116 76L117 74H114V73H117V72H114V70H112L115 67L116 63L121 61L120 65H122L124 62H126V63L128 62V64H129V62H133V60H132V58L131 59L129 58V60H131V61H129L128 60L129 55L126 54L127 52L123 51L122 54L126 56V57L125 56H123V57L125 58V60L127 59V61H125L124 58L122 57V54L120 53V51H122V50H119V48H121V47L120 46L119 47L113 46V42L110 43L111 44L110 45L109 44V42H111V40H109L110 38L107 39L106 38L107 36L105 37L104 35H102L103 36L102 37L101 34L100 35ZM204 34H203V36H204ZM207 34H208L207 39H206V36H204V37H205V40L208 42V37L211 36V34H212V37H213L216 33H214V34L213 33H211V34L207 33ZM18 35H20V36H18ZM217 36H214V39L212 37H210L211 38V43H212L211 44L210 41H209L210 46H209V43H208V46L210 47L209 52L211 51L213 53V54H211V52H210V55L214 58L213 59L211 57V63L213 64V69H211L212 68L211 67L210 68V72L212 73V75H214L215 73L219 74V72H220L219 70L220 69L218 67H220V64H222V63H220V61H221V59H223V58H221V59L220 58L219 59L216 58L221 53H223L222 50L219 51V49H220L219 42H217V40H216L217 43L213 41V40H215L217 38ZM155 37H156V40H157L156 44H155ZM30 38H31V40H30ZM210 38H209V40H210ZM23 40H25V41H23ZM145 40H146V36H145ZM22 41L23 42H29L30 41L31 46H34V48L30 47V49H26V50H28V52L30 50L29 55H28V52L26 54V52L23 51V53L19 57H12V56H14L16 54V51H14V50H16L17 47H22L23 46V42ZM36 41H38V42L40 41V43H38ZM71 41H72V44H71ZM142 41H144V40H141V43H142ZM73 42H75V43H73ZM76 43H81V44H76ZM114 43L116 45V42H114ZM141 43H140V47L142 48V50H144L147 46L150 47V44L149 45L147 44L146 46L144 45L145 48L143 49V45L142 44L145 43V41L142 44ZM213 43L215 45L218 44V46L217 45L216 46H217V48L219 47V49L213 48V47H216V46H214ZM102 44L103 45L105 44V46H103ZM16 45H19V46L16 47ZM39 45H41V46H39ZM106 45L107 46L109 45V46L107 47ZM48 46H50L51 49H49ZM111 46H113V47H111ZM104 47H105V49H104ZM107 48H108V50H106ZM109 48H111V49H109ZM154 48H153V52H154V50L156 51V49H154ZM54 49H55V51H54ZM101 49H104V52H102ZM146 49H149V48L147 47ZM110 50H111V52H110ZM149 50H151V53H152V49H149ZM159 50H160V48H159ZM159 50H157V52ZM145 51H147V50H145ZM115 52L117 53V56L114 55ZM147 52H150V51H147ZM217 54H219V55L217 56ZM63 55H65V56H63ZM22 56H24V57H22ZM115 56L117 57L116 60H115V58H116ZM120 56L123 59L120 58ZM8 57H9V59H8ZM200 58L202 59V61H204L205 57L200 55V57L196 58L195 63H196V61L198 63L199 60H197V59H200ZM208 58L210 59L209 56H208ZM14 59H16V60H14ZM101 59H103L102 62H101ZM120 59H122L123 61L120 60ZM215 59H217V61H219V60L220 61L219 62L214 61ZM212 60L214 61V63H217V64H215V66H218L217 68L214 66V63H213ZM15 64H17V65H15ZM107 64H110L109 66L111 67V68H109L111 70L108 71V72H110L108 76H107V73L104 72V70H106V71L108 70ZM124 64L122 66L125 67ZM128 64H126V65L129 66ZM13 65H15L16 68H15V66L13 67ZM96 65H98V66L95 67ZM111 65H114L113 68H112ZM135 65H136L135 62H134V65H130L131 69L133 68V70H134L133 66H135ZM195 65H197V64H195ZM136 67H137V65H136ZM136 67H135V69H136ZM196 67L198 68V66H196ZM23 68H24V70H23ZM25 68H27V69H25ZM180 68H183V67H180ZM194 68H195V66H194ZM194 68H192V70ZM197 68H195L194 70H199ZM215 68H216V70L217 69H219V70L215 71L214 70ZM220 68H221V72H220L221 75L219 74L220 75L219 78L222 77L221 79L217 78V79L213 80L214 78H212L210 73L209 74H210L211 77H209V78H211V80L207 77L210 80V83L208 82L210 84V85L208 84L210 87L207 85L208 88L205 91V93L209 92V94L207 93L208 97H209L210 94H212L210 92L212 91V88H214V87L218 88V90L213 89L214 91L216 90V92H222L221 94L219 93L221 96H222V94L227 93V92L230 94V92L228 91V90H230V86H231L229 84L230 81H229V79L227 77L224 78L225 73L222 72V69H225V68L223 67V65ZM9 69H10V71H9L10 73L7 74V72H5V71H7ZM122 69H124V68H122ZM139 70H140V68L138 67L135 71H139ZM142 70H144V69L141 68V70H140L141 73L143 72ZM181 70L184 71L185 69H181ZM212 70L215 71V73L212 72ZM111 71L113 73H111ZM130 71H132V70H130ZM132 72H134V71H132ZM5 73H6V75L11 76V78L13 79L12 80L11 78H8V80H12L11 84H9L10 81L9 82L7 81L6 77H8V76H4ZM63 73H64V75H62ZM104 73H105V76H104ZM136 73L138 74L139 72H136ZM191 73H192V71L188 72V75L190 77L193 74V73L192 74ZM196 73H198V72H196ZM196 73H194V74H196ZM194 74H193V77L195 76ZM198 74H200V72ZM198 74H196V75L199 78V80L196 79V83L197 82L198 83L201 82L200 81V77H199L200 75L198 76ZM216 74L213 77H217ZM222 74H223V76H222ZM144 75H146V74H144ZM144 75L142 77H146L147 78V75L146 76H144ZM112 76H113V78H112ZM189 76H188V78H190ZM201 76H203L201 78L205 79L204 75H202V73H201ZM193 77H191V78L193 79ZM203 79H201V80H203ZM218 79H219V82H218ZM206 81H207V79H206ZM221 81L223 82V84H222ZM202 82L199 85L203 84L205 86L204 82L203 83ZM212 82H213V85H212ZM216 82H218V83L221 82V84L223 86L221 84H218V83L216 84ZM262 83H264V82H262ZM262 83L261 82H260V84H259V82L256 83L258 86L255 85V88L253 86V88L256 90L255 94L261 90V92L259 93L260 97L258 99H255V98L251 99L252 95H249V93L251 94L253 91H248L247 96L249 95L250 98L247 100V104L243 105L239 109L238 112H241V113H234V112L232 113L231 112L230 113L231 116H229L230 118L227 119L228 117L227 118L225 117L226 118V122L224 120L223 123H222V121H220L221 123L218 122V120H221V119L217 120L218 116H215L216 119L213 116L214 117L213 119L216 120L215 122H218L217 123L218 125L216 124V127H215V124L213 126V124L211 123L212 125L211 126L209 125V127H211L210 131H209V133H207L206 136L204 134L202 135V133H198L200 131V128H199V131L196 132L198 130V127H199L198 125H196L195 126L196 128L194 127L193 131H195L197 133V135H195L196 137L194 135L193 136L191 135V137H190L191 139H189V138L185 139V136H182L183 137V139H182L181 138L182 134L179 132L180 130L178 131L176 129H173L174 126L171 128V132L172 133L169 130L170 134L165 133L164 137H162V140H152L151 141L152 138L151 139H146V138H144L145 136H138V135H131L132 137L134 136L137 139L132 138V137L129 138V137L126 136V135H128L127 133L122 134L124 132L123 129L120 130L114 123L110 122L107 114L105 113L107 110H109L108 108L106 109L105 103H101V102L97 103L96 104L97 107L94 108L93 111H91L92 109H91L90 106H92L94 104H88V103H86L84 101H79L77 103H74L76 105V109L79 110V111L84 112L83 116L86 117V123L84 125V129L77 127L78 129H76L74 134L73 133L62 132V135H66V137H69L71 135V138L69 137L70 138V142L72 141V144L78 150L84 152L85 155H87L91 160H93V163L95 164V168H97L98 171H99V168H101L102 170H100V171L103 172V175H105V176L112 175L111 177H109V179L111 180L110 183L119 192H125V191L129 192L130 189H131V185L130 184L136 182V184L138 185L137 182L140 181L139 184L141 183L142 186H140L141 185L140 184L139 187H141L143 190H145L148 193H151L153 195V202L150 204V206H148L147 210H144V211L140 210V212L137 215L138 217L136 218L135 225H132L131 227L130 226L126 227V226L123 225V222H122V226H120L121 224H118V222L121 223V220L115 222V224H113L112 222H108L107 224H105V223L102 224V226L106 225V226L110 227L113 230L111 232L115 233L114 237L116 238V242H119V243H121L120 241L124 242L123 245H121L122 243L120 244L121 245L119 247L120 249L117 248V252L118 253L124 254V256L125 255L126 256L133 255L132 257H133V259H134L136 264H143L144 262H148V261H144V259L145 260L154 261L153 264H210L212 262L211 260H212L214 255H216L217 253L223 254L224 251H225V249H223V247H222V243L220 242V237L219 236H220V233H221L220 232L221 223L219 222V220H220L219 217L220 216L217 214V212L218 213L220 212L219 208H221V207L224 208L225 207V206H223L222 202L224 203L225 200L227 199L226 200L227 203L225 202L224 205L225 204L227 205L226 208H227V211H228L227 212L226 210L225 211L223 210L224 211V213H223L222 208H221V213H223L222 215L232 212L231 214L234 213L235 216H238V215L241 214L239 212H243L244 211L240 217L238 216L239 219H245V218L249 219L250 218L252 220L254 218L253 215L255 214L254 208H257V206H258V210L260 209L259 210L260 212H256V214H255L256 217L255 218L258 217L257 215L262 214L264 212V208H263L264 202L260 203L259 202L260 200H257V198H255V195H254V198H253L252 197L253 195L251 196L250 195L251 193H249L248 190L243 192L244 195H240V196H244V198L240 197L241 198L240 201L242 200L243 202H240L238 200L239 194H241V193H239V191L242 192L244 186H245L244 187V190H245V189H247L246 186H248L250 184L252 185L253 180H255L256 178L258 179V177H257L258 173H259V176H262V178L264 176L263 174L260 175L261 173H263L262 171L264 170V166H263V168L259 167V170L262 168L261 172H257V171H259L257 169V166L259 164L258 165L256 164L257 162L260 163L259 161H261V159L264 160V156H263L264 155V85ZM228 84H229V86H227ZM215 85H217V86H215ZM204 86L203 87L201 86L202 89L203 88L206 89L205 88L206 86L205 87ZM224 86H226L225 90H223ZM232 87H231V89H232ZM210 88H211V90H210ZM216 92H214L215 94H212V95L216 96ZM217 95H218V93H217ZM234 95L235 94L233 93L232 96H234ZM58 96H59V94L56 91V89H54L53 87L47 88L46 89V93H45L44 105L47 106L48 108L49 107H53V106L54 107H59L60 104H56V103L52 102L53 100L57 99ZM221 96L219 98L222 101L221 102V104H222L225 100H227L226 99L227 95L226 96H222V97ZM228 96H229L228 98H230L231 94L228 95ZM217 98H218V96H217ZM232 98L234 99V104L236 105L237 102H239L237 100L239 97H237V95H236L235 97H232ZM146 99H147L148 104L150 103L152 105L150 99L149 98H146ZM214 99H216V98H214ZM163 100H165V99L163 98ZM211 101H213V100L211 99ZM165 102H166V100H165ZM258 102H260V105H257ZM111 104H115V103H111ZM159 105L157 104V105H155V107L159 108ZM25 108H31V107H29V105H28ZM89 110H90V114H89ZM131 110L138 117H139V114H141L140 111L137 110V105L136 104H132L131 105ZM225 115L227 116L228 114H225ZM18 116H19V118H18ZM222 117H224V115ZM222 117H220V118H222ZM19 119H20L21 122H19ZM213 119H212L211 122H214ZM207 125L205 124V126H206L205 128L207 130L204 128L206 131L209 130L208 129L209 127H207ZM178 127L181 128L180 125ZM203 127H204V125H203ZM203 127H201V129ZM212 129H214V130L212 131ZM175 130L177 131V133L180 134V136L176 132H174ZM203 130H201V131H203ZM205 130H204V132H206ZM29 132H30V130H29ZM167 134L169 136H167ZM193 134H195V133L193 132ZM174 135L176 137H173ZM177 135H178L179 138L177 137ZM200 135H202L203 138H202V136L200 138ZM198 137H199V139H198ZM16 138H19V139H16ZM172 138H175L176 140L172 139ZM193 139H196V140H193ZM185 140H188V141H185ZM229 142L230 143L231 142L234 143V144L231 143V145L235 146L234 149H236V147H238V150L239 149H241L242 151L244 150L245 153L242 152V154L244 153V156H246V155H247V157L250 156L249 157L250 159L252 158L251 156H253V159L255 160L254 163L256 164V166H255L256 168L253 167L254 166L253 162H252L253 166H251L252 169L254 168L253 174L256 172L255 173L256 175L255 174L254 175L251 174L252 173L251 171H253V170L250 168V166H248V167L251 170L245 164H244L246 166V167L244 166L245 169L243 168V166H239L240 164L243 165V163H240L239 161L237 162V164L238 163H240V164L237 165V167L238 166L240 168L242 167L241 169L237 168L238 169L237 170L236 167H232L233 168L232 169L229 166V168H231L230 172H233L234 170L235 171L237 170L238 172H240V173L233 172L234 175H237L239 177H240V175H243V176H241L242 178L240 177L242 179V181L244 182V184H242L243 187L241 186L242 182L239 181L241 179L240 178L239 179L236 178L237 176L235 177L237 179V181H239L238 183L240 185L239 186L237 184L235 186L236 188H237V186H238V188L240 187V189H237L239 194L236 192V188L232 185V183L229 182L230 184L225 186V187H227V186L230 187V185L233 186V188L235 190H233L232 187H230V188H232L231 189V191L233 190L232 192H236V194L234 193L235 194L234 196L231 195V194H233L232 192H229L230 189H229V191H227L228 188L224 187V190L223 189H217V187H221V186L218 185V183L216 184V182H215L216 180H218L217 179V174H216V173H218L217 171L215 173H213V175L216 174V175H214V177L216 176V178H213V176H210V175H212V173L209 175V177H212L213 179H216L215 181L212 179L213 182H210L211 178H209L208 175H206V178H208L210 181L207 180L205 182H202L203 180H201V178H203L205 176L204 175L205 173L208 174L210 172H213L212 171V169H213L212 165L214 163L213 164L211 163L213 160L210 161L211 158H209L210 156L208 154L214 153L216 151L215 150L214 152H212L214 149H218L219 150L220 148H218V147L221 146V145H222L221 148L222 147H226L227 148V146H226V144H227L228 147L232 149V146L229 145L230 144ZM14 143H16V144L14 145ZM22 143L25 144V145H22ZM244 144L245 145L247 144L248 146L247 145L245 146ZM243 145L245 147H247L248 149H250V150L248 151V149H247V151H245L246 148L244 147L245 148L244 149ZM206 146H208V147H206ZM25 147H27L28 150ZM208 148H209V151H208ZM211 148H214V149L212 150ZM229 148H227V149H229ZM29 149H31V150H29ZM206 149H207V151H205ZM227 149L224 150L222 148L220 151H218V153L222 152V150L226 151V152H229L231 150L230 149L229 151H227ZM210 150H212V151L210 152ZM241 150H239L240 153H241ZM234 151L235 150H233V152H232V150H231V152H229V153L230 154L234 153ZM247 152H250V153L246 154ZM251 152H253V153H251ZM215 153L213 155L210 154L211 157H213L215 155ZM226 155H228V153ZM226 155H224V156L227 157ZM21 156H22V159L20 161L19 160L20 158L17 159V157H21ZM217 156H220V155L216 154L215 157H217ZM234 156H235V153H234ZM221 157H222V161L225 160L223 156H221ZM230 157L232 158L231 155H230ZM230 157L228 155V157L226 158L227 162L231 159ZM205 159H207V160L209 159L208 161H210V162H208ZM235 159L236 158L231 159L233 161L230 160L231 163L234 162L233 163L234 165L236 164V160ZM253 159H251V161H254ZM204 160H205V162L207 161L209 164L211 163L212 165L210 164V166H209V164L207 162L203 163ZM256 160H257V162H256ZM14 161H15L16 164L20 162L21 166L20 165L19 166L16 165L14 163ZM262 161H261V163L263 164ZM224 162L226 163V161H224ZM12 164H15V166H17V167H14V165H12ZM204 164H206L205 166H207V164H208V166L211 167L212 169H210L209 167H202V166H204ZM175 165H176V167H175ZM20 167H22V169ZM175 168H176V170H175ZM215 168H214V170H215ZM166 169H167V172L165 171ZM246 169H248L247 170L248 172H246ZM206 170L210 171V172L207 173ZM17 171L20 172L19 175H17L19 173ZM28 171H29V174H28ZM175 171H177L178 174ZM168 172H169V174H170V172L172 174L171 175L168 174L169 176L166 175ZM173 172H175L177 176L180 175V173H181V175L179 177H177V176H175V173H173ZM116 173L120 174L121 178H119V176L117 177V175H115ZM243 173L245 175H247L249 173L246 176V179H245V175ZM187 175L191 176L190 178H188V180L192 181L190 183H192V184L194 183V185L197 184L199 186L198 189H200V188H202V186H204L201 190H203L206 193L209 192L210 195H212V196H210L207 193V196H204V197H207L209 199V201H207V199H205L203 197L205 201L201 200V202H200L201 205L199 204L201 207H204V208H202V210L206 209L207 211H210V214L207 213V211H206V215H204L205 210H203L204 211L203 212L202 210H199L201 207L197 206L198 208H196V209H194L192 211L194 212V211H196L198 209L200 213L197 210V212H195V214L192 212L191 215L189 213V214H187V216H185L186 214L184 215L182 213V210H183V206L182 205H181L180 208H176V207L180 206L181 201H180V203L176 202L177 199L175 200L174 197L172 196L171 193H172L174 188L172 186H170V184L174 183V185H176V183H177V185H179V184H181L182 181L185 182L184 180H186V178L189 177ZM193 175H195V176H193ZM249 175H251V177ZM170 176H172V177L175 176L174 178H175V182L176 183L175 182H170V181H173V180H171L173 178L170 177ZM184 176L186 178L183 179ZM248 176L250 177V179H249ZM165 177H167V178H165ZM192 177H194V178H192ZM195 177L199 178V179H195ZM169 178H170V180H169ZM176 178H178V179H176ZM206 178H204V179L206 180ZM23 179L24 180L26 179L27 180L26 182H28V180H29L28 185L30 183L31 184L28 187L29 189L28 190L26 189L27 191L25 190L24 193L23 192L19 193L18 191H22L23 190V189H21V186L25 187V188H26V186H28L26 182H22ZM257 179L255 180L256 182L254 181L255 185H253V187H255L256 183H257V185H258L257 188L259 190L264 189V186H263L264 182L262 184V182L257 181ZM12 180H13V182H12ZM259 180H260V178H259ZM208 181L210 183H208ZM246 181L248 182V185H245V184H247ZM17 182L18 183L22 182V183H21V185L18 186ZM199 182L202 183V185ZM206 182H207V184H205ZM24 183H25L26 186H24ZM203 183H204V185H203ZM211 183L212 184L215 183V186H216L215 189H217V190L212 188V187H214V185L212 186ZM261 184H262V186L260 188L259 186ZM205 186H207L206 190H205ZM13 187H15V188H13ZM221 188H223V187H221ZM252 188H248V189L250 190ZM257 188L255 187L254 190H256ZM12 189L14 190L13 193H12V191H13ZM15 189H17V191ZM221 190L222 191H227L229 196H225V192H224V194H222ZM247 191L249 193L248 194L249 197L246 195ZM263 191L264 190H262L261 192L263 193ZM218 192H221V193H218ZM250 192H252V190ZM254 192H255V194L258 193L257 195H259V196H261V195L263 196V194H264V193L262 194V193H260L258 191L257 192L254 191ZM11 193H12V195L13 194L14 195L11 196ZM27 196H29V197H27ZM208 196H210V197H208ZM250 196L252 197V201L253 200L255 201V199H256L257 200L256 202H259L258 203L259 205L258 204L256 205L255 204L256 202H255L254 203L255 205L253 204L252 207L253 206H256V207L250 208V206H251V205H249L251 203ZM11 197H13V199H11ZM25 197H26V199H25L26 201L24 200ZM245 197L246 198L248 197L246 200L247 201L249 200V202H250V203L248 202L249 203L248 204L249 207H248L247 204H245L246 201L244 202ZM6 198H8V199L6 200ZM31 198L32 199L33 198L37 199V200L35 199L36 201L33 200L34 202L31 201V203L34 204V205L31 204V206L33 205L32 207L29 206L30 203L28 202L29 200H31ZM224 198H226V199H224ZM230 198H232L233 200L230 199ZM18 199L20 201L23 199L22 201L25 202V203L28 202L26 204L27 205L29 204V205H28V207H27V205H26V207H24V208H26L25 210H22L23 209L22 207H20V208H22L21 211H20V209H18L19 208L18 205L21 203V202L19 204L17 203V202H19ZM211 199H212V201H210ZM220 199H222V201ZM262 199H264V198H262ZM154 200H156V201H154ZM215 200L216 201H218V200L221 201L220 202L222 204L221 207H220V203L218 205ZM236 200H237V202H235ZM6 201H7V203H6ZM213 201L218 206L216 204L214 205ZM9 202H11V203H9ZM165 202H167V205L164 204ZM206 202H207V204H206ZM209 202L210 203L213 202V203L208 205ZM25 203H23L22 205H24ZM21 204H20V206H21ZM204 204H205V206H203ZM260 204L263 205V206L261 205L262 209L259 208ZM161 205H162V207H161ZM168 205H169V208H166V207H168ZM206 205H208L210 207H208V206L206 207ZM213 205H214V207H216V206L219 207V208L216 207V209L219 210V211L215 212L214 211L215 208L213 207ZM211 206H212V208H211ZM29 207H31L33 209L32 210L28 209ZM244 207L246 208V210H244ZM41 208H42V210L39 212V209H41ZM181 208H182V210H181ZM208 208H211V209L214 208V210H212V211H214L218 216L217 215L215 216L214 215L215 213L211 212V210H209ZM247 208H248V210H247ZM44 209H46V210L43 211ZM237 209H238V211H237ZM261 210H263V212H261ZM22 211H24L26 213H28V211L29 212L33 211V213L32 212L29 213L30 215L31 214L33 215L34 213L39 212L37 214V215H39V216H37L39 218L36 217L38 219V221H39V224H38V222H36L34 224V222L32 220L33 218H35V216H36L35 214L33 215V217L29 216L28 214H25V213H24L25 215H23ZM15 212H18L19 215L21 214V216L23 215L24 217L22 216V218H21ZM196 213H198V214L196 215ZM248 213H250V214L248 215ZM182 214L186 218H184ZM200 214H201V216H200ZM46 215L50 216L51 214L46 213ZM188 215L190 217H188ZM15 216H16V220H15ZM26 216L32 217V219L27 218L30 221L26 220V218H25ZM191 216H192V218H191ZM208 216H209L210 219L214 216V220L217 217L218 221L216 219V222H218V223L215 224V225L210 224V223H214L212 221V219H213L212 218L211 222L208 219L210 223L208 221H206V223L204 224V222H205V220H207ZM260 216H262V215H260ZM13 217H14V219H13ZM18 217H20V218H18ZM182 217H183V219H182ZM23 218L26 221H22ZM36 218L34 219L35 221H36ZM20 219H21V221H20L21 225L18 224L19 222H17ZM196 219L197 220L199 219V220L197 221ZM200 221H204V222H200ZM23 222H27L28 227L26 229H28V231L27 230L24 231V228H25V226L27 224L23 223ZM40 222H41V225H43V226L40 225ZM60 222H62V221H60ZM197 222H199V223H197ZM192 223H195V224L197 223L196 224L197 228H194L195 224H192ZM202 223L205 226H202ZM36 224L38 226L35 227L34 225H36ZM142 224H144V225H142ZM200 224H201V227L198 226ZM206 224L207 225H211V226L213 225L214 227H212V228H215V230L214 231H213V229L211 230V228H210L211 226L207 227ZM22 225L23 226L25 225L23 227V229H22ZM67 225H69L72 228L74 227V229H73L74 231H72V232L70 231L69 232V230L71 228L68 227L69 229L68 228L66 229ZM76 225H78L77 226L78 230H81V231L76 230L77 233L75 232V229H77ZM16 226H18L17 227L18 229L17 228L16 229L19 231V232L17 231V234L19 233V238L18 239H17L18 236H16L17 234L15 233L16 232L15 231L16 230L15 229ZM19 226L21 227V229H19L20 228ZM30 226H31V228H30ZM46 226H48V228ZM57 226H58V228H57ZM181 226H182V228H181ZM33 227H35L36 230ZM37 227H38V229H37ZM39 227L42 228V229H40ZM43 227H46V228L44 229ZM198 227H200L199 229L201 230V232L204 231V229H205V231L203 233H200V231L198 230ZM206 227H207V229H206ZM56 228H57V230H56ZM93 228H94V231H96V228L99 231L103 230L102 227H93ZM179 228L182 229V230H180ZM192 228L194 230H198V232L194 231ZM13 229H15V230H13ZM32 229H34L33 232H32ZM62 229H64V231ZM9 230H10V233H9ZM37 230H38V232H40V231L41 232L37 234V232H36ZM190 230H191V232H190ZM5 231L8 232V233H6ZM13 231H15L14 232V236H16L15 239L17 241L14 239V241L16 243L14 242L12 244L13 239H11V237L14 238V236L13 235L11 236L9 234H12ZM20 232L21 233L26 232L25 233V237L28 236V233H29L28 237L32 236V234H33V235H35V238H34V236L32 237L33 239L31 237L27 238V239H29V242H26L27 240H25L24 235L21 234ZM30 232H31V234H30ZM34 232H36V233H34ZM212 232L214 233L213 234L214 237H211L212 235L210 236V234H212ZM69 234H71L70 237L72 236V238H74L75 235H78V236H76L75 239L72 240V238L71 239L69 238V236H68ZM204 234H206V235L203 236ZM21 235H23L22 237L24 238L25 241L23 240V238L21 239V237H20ZM38 235H39V237H38ZM122 235H124V236H122ZM65 236H67L69 240L68 239L66 240L67 237H65ZM138 237H141L144 240V243H145V244L144 243L143 244L148 246L147 249L144 248L145 250H147V252H145L146 254L144 252L140 251L143 247H138L137 249H135L136 246H134V242H132V241L134 239L138 238ZM158 237H159L160 240L158 239ZM117 238L119 239V241H117ZM10 239L12 240V242H11ZM30 239L32 240V242L30 241ZM35 239H37L36 240L37 243H35V241H33ZM172 240H173V242H176V243H171L170 241H172ZM179 240H181L182 243ZM8 241L11 242L10 244H12L14 246L13 249H15V250H12V248H9L11 245H9ZM22 241L25 242V243H23ZM76 241H77V243H76ZM33 242H34V244H33ZM79 242H81V241H79ZM18 243H19L20 247H21L20 243H22V248H24V246H25V248H27L26 247L27 243H28L27 245H31L32 244V246H29L26 249L27 251L25 250V248H24V251H21L22 249L16 250L17 248H20V247H17V245H16ZM36 244H38V245H36ZM180 244H182V245H180ZM200 244H201V246H200ZM33 245L34 246H39V247L41 245V247L39 248L40 250L37 249L38 247L36 248ZM43 245H44V247H43ZM194 245H196L195 246L196 248H198V246H199V248L196 249L194 247ZM67 247H68V249H67ZM174 247H176V249L179 247L178 251H176L177 253H174V249H175ZM186 247H188V248H186ZM31 248H35L33 250L35 254L33 253V251H31ZM184 248H185V251H184ZM200 248H202V249H200ZM199 249L202 251L201 254H200V250ZM208 249H209V251H208ZM35 250H36V252H35ZM170 250H171V252H169ZM179 250H181V251L179 252ZM190 250L192 252H189ZM28 251H30V252H28ZM148 251H150V252L147 255ZM185 253H187V255ZM188 253H190V255ZM191 253L194 254L195 258L192 256L193 254H191ZM190 256H191V258H189ZM83 264H85V263H83Z\"/></svg>","mask_w":264,"mask_h":264}]
</instances>
